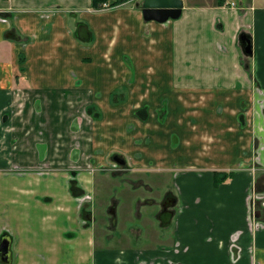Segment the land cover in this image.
Returning <instances> with one entry per match:
<instances>
[{
    "label": "crops",
    "instance_id": "0c3cea01",
    "mask_svg": "<svg viewBox=\"0 0 264 264\" xmlns=\"http://www.w3.org/2000/svg\"><path fill=\"white\" fill-rule=\"evenodd\" d=\"M137 1L0 0V233L17 264H90L69 181L94 191L86 166L117 152L149 202L174 197L168 223L189 215L199 262L264 264V0H183L165 22Z\"/></svg>",
    "mask_w": 264,
    "mask_h": 264
},
{
    "label": "rangeland",
    "instance_id": "374dc122",
    "mask_svg": "<svg viewBox=\"0 0 264 264\" xmlns=\"http://www.w3.org/2000/svg\"><path fill=\"white\" fill-rule=\"evenodd\" d=\"M102 172L105 174L101 172L96 174L97 181L94 193L96 198H94L93 203V229H91L95 238V251L91 256L90 264H140L148 262L149 264H153V262L155 264H211V261H207L206 258L199 262V256L205 255L204 245L193 247L187 244L189 241H179L178 226L181 227V230L188 228V221L190 220L188 214L178 212L171 223L160 224L158 218L153 215L152 208L140 207L138 210L134 206L139 192L133 191L132 183L124 180V178L129 177V174L114 178L109 175L108 170H102ZM174 173L163 174L167 179L158 185L159 193L162 189L171 188L178 194L177 185H179V181H174L176 175ZM139 184L138 181L134 183L136 189ZM125 185L128 189L124 187ZM114 188L117 192L126 191L130 197L126 200L125 211L118 210L117 225L106 229L109 215L106 213L105 203H102L105 201L102 199L107 200L108 195L115 192ZM182 209L180 204L178 211ZM137 211H139V215L136 214ZM183 219L187 221L183 222ZM195 220L203 227L206 223V214L200 213ZM185 234V237L189 239L195 238ZM203 243L205 244L204 241ZM233 254L236 253L233 252ZM202 261L207 263H201Z\"/></svg>",
    "mask_w": 264,
    "mask_h": 264
},
{
    "label": "flooded vegetation",
    "instance_id": "af4514ba",
    "mask_svg": "<svg viewBox=\"0 0 264 264\" xmlns=\"http://www.w3.org/2000/svg\"><path fill=\"white\" fill-rule=\"evenodd\" d=\"M1 17V16H0ZM162 117V116H161ZM77 170V169H76ZM86 172H88L91 177L93 174H97V172H102V170L106 171L108 170L109 175L112 177H121V175L129 174L128 178H124V180L129 181L132 183L133 191L139 192V195L136 196L135 199V207L139 210L140 207H150L152 209L157 208L156 215H154L156 218H158V221L160 224H168L170 220V216L172 214V211H170L171 207H173L175 199L171 195H166L164 197L158 198L157 197V203H151L149 202L147 198H150L149 194H147V191L144 189V185L141 183L139 175L134 174L133 169L128 165L127 160L122 154H119L117 152L112 153L109 156L108 161L105 164H99L94 165L90 164L86 166ZM78 171V170H77ZM74 173H71L73 177L69 181V187H70V194L75 197L76 202H78V206L80 207V213L82 215V221L85 227L88 229H93V203H94V196L95 189L93 191H88L86 188L78 187V181L76 178L77 172L73 171ZM79 172V171H78ZM105 174V173H103ZM97 176V175H96ZM93 180V179H92ZM138 181L140 184L138 185L137 189L134 186V183ZM74 183V189L71 188V184ZM94 184H96L94 182ZM127 188V185L124 186ZM142 189L140 190V188ZM77 189V191H76ZM128 189V188H127ZM141 191V192H140ZM158 192V191H157ZM156 192V195L159 193ZM115 193V192H114ZM114 193H110L108 195V199L103 201L102 203H105V210L106 213L109 215L108 223L106 224L107 227L112 228L117 225L118 222H116L118 216V212H116V205L114 204L112 196ZM130 197L124 192L123 198H121L124 202L127 200V198ZM125 211V210H123ZM122 211V212H123ZM137 215H139V211L136 212ZM109 224V225H108ZM5 241H8V249H3V245ZM12 245V239L9 237L8 233L6 231H2L0 233V264H17L14 261L13 256V247ZM151 263V262H150ZM140 264H149L148 263H140ZM153 264H155L153 262Z\"/></svg>",
    "mask_w": 264,
    "mask_h": 264
},
{
    "label": "water",
    "instance_id": "95a60500",
    "mask_svg": "<svg viewBox=\"0 0 264 264\" xmlns=\"http://www.w3.org/2000/svg\"><path fill=\"white\" fill-rule=\"evenodd\" d=\"M136 5L140 6L144 20L165 22L169 19H176L180 16L184 3L183 0H140ZM239 43L242 52L245 55H251V37L247 33H240ZM259 213L260 212L257 211V214ZM2 245L4 247L3 249H8V241H5Z\"/></svg>",
    "mask_w": 264,
    "mask_h": 264
},
{
    "label": "trees",
    "instance_id": "16d2710c",
    "mask_svg": "<svg viewBox=\"0 0 264 264\" xmlns=\"http://www.w3.org/2000/svg\"><path fill=\"white\" fill-rule=\"evenodd\" d=\"M122 1H124V0H112V1H108V0H91V7L100 8L101 6H103L104 3H107L109 6H114V5H116V4H118V3L122 2ZM216 175H217V173H216ZM221 179H222V177L216 178V182L220 181ZM71 188L74 189V183L71 184Z\"/></svg>",
    "mask_w": 264,
    "mask_h": 264
}]
</instances>
